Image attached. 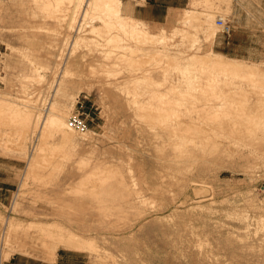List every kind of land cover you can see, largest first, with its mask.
Returning a JSON list of instances; mask_svg holds the SVG:
<instances>
[{"label": "rangeland", "instance_id": "1", "mask_svg": "<svg viewBox=\"0 0 264 264\" xmlns=\"http://www.w3.org/2000/svg\"><path fill=\"white\" fill-rule=\"evenodd\" d=\"M51 1L54 4L45 0H0V92L9 93L13 100L29 97L43 114L48 105L58 103L66 121L78 112L87 128L74 129L78 141L69 144L71 149L67 143L61 146L58 136H45L48 146L45 144L41 151L44 158L30 172L29 155L39 151L38 131L28 134L21 148L12 137L3 138L0 179L8 182L0 180V185L8 189H0V264H264V140L249 146L244 145L247 138L237 136L235 140L241 143L225 142V150L210 141L187 142L194 145L191 155L180 158L188 154L183 150L185 144L190 145L152 135L146 123L155 119L144 115L137 101L146 98L140 91L149 85L134 88L131 83L144 71H150L155 80L162 78L166 57L158 61L156 51L166 45L169 52L176 51L180 38L170 37L165 45L157 39L145 43L136 54L143 69L133 70L130 63L123 68L124 62L116 67L111 62L115 63L109 64L115 66L113 71L101 63L102 53L109 49L106 37L86 32L100 24L97 14L86 13L80 19L84 0ZM190 1L185 0L183 8L190 7ZM56 2L61 4L60 9ZM122 2L131 6L144 0ZM212 2L207 7L213 12L216 33L218 17L230 26L229 33H224L228 36L231 19L240 12L243 24L251 30L242 32L235 45L225 49L215 46V33L211 48L229 57L264 64V0ZM204 7L199 9L207 11ZM183 8L165 24H146L152 32L163 28L169 35L171 26H180L177 20ZM57 14L62 17L54 18ZM78 20L84 27L79 31ZM83 33L90 41L74 43L73 38ZM169 73L175 74L173 70ZM259 80L264 82V76ZM162 87L159 90H165ZM129 88L136 95L127 94ZM197 95L200 105L202 95ZM8 128L1 126L3 130ZM88 130L95 134L89 132L92 138L88 134L91 139L81 140ZM68 148L73 150L71 154L75 152L74 158ZM7 219L22 224H60L77 235L93 238L94 248L78 250L59 245L51 249L52 256L51 250L47 251L52 242H47L46 248L42 241L45 237V241L52 240L51 236L41 237L34 228H30V234L25 227L10 229ZM35 234L40 238L35 239Z\"/></svg>", "mask_w": 264, "mask_h": 264}, {"label": "bare ground", "instance_id": "2", "mask_svg": "<svg viewBox=\"0 0 264 264\" xmlns=\"http://www.w3.org/2000/svg\"><path fill=\"white\" fill-rule=\"evenodd\" d=\"M45 1L49 4L53 3L51 0ZM62 1L59 3L62 4ZM57 3L58 2H56V4ZM59 3L56 5L57 9H60L61 7V4L59 5ZM84 3L80 19L83 20L86 13L88 14L87 16H89V14L92 15L93 13V15L97 14L95 18H97L100 22V24L98 23L97 25H93L89 30L87 29L88 31L86 30V32H94V35L97 33L99 34V37L100 35L101 37H106L107 43H105L109 46V49L107 50L106 48L104 53H102L104 54V62L101 61V63H103V67H108L111 62H115V66L120 67L119 65L124 62L121 65L123 68H126L125 66L130 63L129 67H132L133 70L143 69L140 62L141 60L137 58L136 54H138V50L142 51L141 48L145 43H153V41L157 39L160 44L163 43V45H165L170 37L173 38L178 36V38H180L178 39L180 42L178 43L179 45L176 51L169 52V49L166 47L168 45L165 47L163 46V49H159L158 52L156 51L157 55H160L157 58L158 61L161 56L166 57V67H162L164 72H162V78L155 80L154 75L152 76L150 71H144L141 76L138 78L135 77V80L132 79L133 82H131L134 88H140L143 83H147V86L149 85V88L140 91L143 95L145 94L144 96H146V98L140 100L138 98L137 101L139 102L138 107L144 111V115L146 114V116H151L155 119L152 122H148V120V123H146V125L151 128L150 131H152V135L154 137L160 136L161 138L162 136H168L170 143H176L180 140L184 144L185 142L198 144V142L202 143L210 141L215 143V145H221L223 150H225L227 148V144L231 142L241 143L235 140L237 136L243 135L247 138V143L245 142L244 145L249 146H252L254 142L264 140V82H260L259 80L260 77L264 76V64L229 57L222 53H218L211 48L210 43L216 32L214 31V24L212 23L213 12L208 11L209 8L207 6H209V4H213L212 0H191L189 5L190 7L183 8V12L178 17L177 21H179L180 26H171L173 30L169 32L170 36L163 28L161 30L158 29L160 30L159 32L156 30L157 33L155 30L152 32L145 21L123 13L122 0H84ZM201 6L208 8L207 11H202L204 9L200 10L199 7ZM57 9L54 7V10ZM57 11L58 13H64L62 10ZM63 15H65V13ZM58 16L61 15L57 14L54 18ZM74 17L75 16L73 14L72 18ZM92 19L94 18L92 17ZM82 20L81 22L78 20V24H76L78 27L76 28L77 31H79L80 28H84L82 27L83 24L81 25ZM87 20L83 21V23L85 22L84 24H87ZM84 33L73 38V42L79 45H82L81 43H83L84 45V42L87 43L90 41L86 35L87 33ZM86 43L85 45H88ZM90 43L91 42H89V44ZM180 45L185 48L180 49ZM203 46H205L206 49L201 51ZM106 59L110 62L108 65L106 63L108 62ZM112 64L110 66H112ZM98 65L100 66L102 64ZM133 65L137 66L134 67ZM110 66V69L115 68V66L114 68H111ZM170 70H173L175 74L173 75L172 73H169ZM113 71H116V69ZM68 72L69 70H66V73ZM53 73H55V71ZM150 86L152 87L150 88ZM162 86L168 88L166 89ZM160 87L165 90H159ZM141 88L143 87L141 86ZM131 90L132 89L125 91L127 94H130L131 92L135 93V91ZM197 94L202 95L200 100H202L203 103L200 105L197 102ZM28 99L29 97L24 100L17 98L13 100L10 98L9 93L0 92V140L2 139L0 143L3 141L5 136H9L12 137V141L15 142L16 146L21 148L20 146L23 145L22 143L27 138L28 134L38 131L40 141L37 145L38 147H36V149L38 148L36 151H39L35 152L37 155H29L30 157L27 166L29 167L27 168L29 171V169L32 170V168L39 163V159L43 157V153L41 151L44 149L46 144V140H44L45 136H58V139L62 141L60 142L58 140L59 143H62L60 144L61 146L64 143H67L68 145H75L78 139L76 137L77 134L74 133V128L69 124V121H66L65 111L58 108V103V107L56 106L57 104L48 105L47 107L45 106L46 108H43L45 114H43L40 111V107L31 103ZM37 101L38 99L36 100V103ZM62 105L64 104L62 103ZM1 126H9V128L3 130L1 129ZM92 131L88 130V132H83L80 139L83 141L89 140L88 138H92L91 134H95V131ZM89 132L92 133L89 134ZM88 134L90 137H88ZM4 140H6V138H4ZM225 142L228 143L226 144ZM46 145L48 146V143ZM70 145L69 148L71 149ZM56 147L59 148L58 146ZM69 148L68 150L70 151ZM191 148H194V145L193 147L191 145L189 147L185 144L183 150L184 152H188V154L181 155V152L180 158H185V156L191 155L189 154L193 150ZM71 152H73V150L69 153L71 154ZM249 152H253V147L250 148ZM69 153L67 155H69ZM72 155L75 156V152L72 153L71 156ZM71 156L69 155V157ZM42 160L45 161V159ZM22 223L11 219L6 220V224L10 229L25 227L24 229L28 232L30 228H34L39 232H37V235L41 233V237L42 234L51 236L52 240H49L51 239L49 238L47 239L48 241H45L44 239L47 237L42 240L46 242L43 245H47V242L49 241L52 242L49 243V245L51 244L50 247L49 245L44 246L46 248L49 247L47 251L51 249L55 250L59 245L73 247L78 250H84V248L91 247L94 248L93 243H95V241H91L93 238L87 239L84 236L82 237L79 234L77 235L72 230L67 229L66 226L64 227L60 224H50V222H47L49 224L46 225H39L43 222L36 225L34 224L36 222L32 221H27L25 224ZM30 231L28 234H30ZM39 238L40 237L37 236L35 239ZM52 250L50 254L54 256V254H52Z\"/></svg>", "mask_w": 264, "mask_h": 264}, {"label": "crops", "instance_id": "3", "mask_svg": "<svg viewBox=\"0 0 264 264\" xmlns=\"http://www.w3.org/2000/svg\"><path fill=\"white\" fill-rule=\"evenodd\" d=\"M123 4V2H122ZM185 4V0H144L140 5H131L130 3L124 6L122 5L125 13L145 21L149 25L159 26L165 24L170 20L171 16L175 14L178 9H182ZM242 21V12L237 14L231 19L232 31L227 36L224 33L218 31L216 33L215 46L225 49V46H234L235 39L240 36L242 32L246 30H251L250 26H246ZM255 29V28H252ZM223 54V53H222ZM2 172V171H0ZM1 174V173H0ZM2 182H8L6 179H0ZM0 189H8L4 187L3 184L0 185ZM11 264H21V263H11ZM29 264H57L54 263L41 262V263H29Z\"/></svg>", "mask_w": 264, "mask_h": 264}, {"label": "built area", "instance_id": "4", "mask_svg": "<svg viewBox=\"0 0 264 264\" xmlns=\"http://www.w3.org/2000/svg\"><path fill=\"white\" fill-rule=\"evenodd\" d=\"M216 24L219 27L220 32L222 33H229L230 26L228 25L227 21H225L224 18L218 17L216 19ZM69 124L77 130L84 131L87 128V123L85 118L81 116L78 112H74L69 118H68Z\"/></svg>", "mask_w": 264, "mask_h": 264}]
</instances>
